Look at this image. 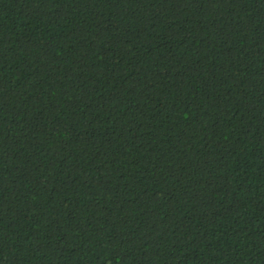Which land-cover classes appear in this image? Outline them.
Returning a JSON list of instances; mask_svg holds the SVG:
<instances>
[{"label":"trees","instance_id":"1","mask_svg":"<svg viewBox=\"0 0 264 264\" xmlns=\"http://www.w3.org/2000/svg\"><path fill=\"white\" fill-rule=\"evenodd\" d=\"M0 264H264V0H0Z\"/></svg>","mask_w":264,"mask_h":264}]
</instances>
